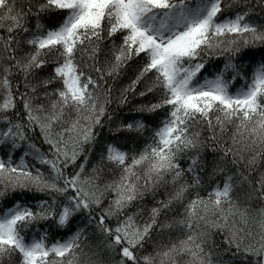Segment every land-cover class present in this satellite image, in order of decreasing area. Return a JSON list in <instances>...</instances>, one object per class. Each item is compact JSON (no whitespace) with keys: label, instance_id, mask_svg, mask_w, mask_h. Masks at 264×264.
Masks as SVG:
<instances>
[{"label":"snow or ice","instance_id":"6c2138e0","mask_svg":"<svg viewBox=\"0 0 264 264\" xmlns=\"http://www.w3.org/2000/svg\"><path fill=\"white\" fill-rule=\"evenodd\" d=\"M257 5L0 0V264H228L205 251L213 233L264 264V171L251 175L264 160ZM105 123L123 143L98 139ZM205 150L219 153L210 171ZM245 150L247 173H233ZM88 235L98 245L86 253Z\"/></svg>","mask_w":264,"mask_h":264},{"label":"trees","instance_id":"16d2710c","mask_svg":"<svg viewBox=\"0 0 264 264\" xmlns=\"http://www.w3.org/2000/svg\"><path fill=\"white\" fill-rule=\"evenodd\" d=\"M250 2L254 5L257 4V0H250ZM241 6L242 5H240V4H233L231 7H229L225 11L224 15L234 14V12L238 11ZM251 15H252V17L256 23H264V9H261L258 5L255 7V9H254L253 13H251ZM43 22L49 27L55 26V24L57 22V18L55 16H52V17L46 18ZM29 23L34 24V21L30 20ZM248 51H249V49L244 50L245 55L247 54ZM217 62L222 65L223 58L222 57L216 58L213 61V63H217ZM247 74L251 75L250 69L247 70ZM131 75H132V69H128L127 74L125 76H122L119 78L118 82L116 83V87L119 88L121 84L127 83L128 82L127 77L131 76ZM229 75H230V73H229ZM236 83H239V81H237ZM142 99L143 98L139 97V96L132 97L130 99L129 104L123 109L124 115H130L128 112V108L131 107L133 102L139 103ZM21 107H22V105H21ZM112 107H115V105H112ZM131 115H135V113H132ZM109 128H110V126L107 123H105L102 128L97 127L94 131L96 133H98V139L106 140L108 142L117 141L119 143H123V139H124L123 136L114 134L112 131L109 130ZM36 132L38 133V129L36 130ZM205 135H208V133L207 132L203 133L202 138ZM33 142L36 143L37 147H41L42 150H44V148L46 147V146L42 145L41 139H35ZM229 143H230V141H229ZM238 147H242V145H240ZM205 152H206L205 159H206L207 164L209 165L208 170L210 171L213 164L219 162L218 161L219 153H216L217 160L214 161L213 154L211 153V151L205 150ZM240 154L243 156V159L239 160L236 165H233L231 163L227 164V167L229 169H231L233 173L237 172V170H239L240 172H246L247 173L248 159H249L251 153L245 150ZM21 155H24V149L23 148L17 150V152L14 154V160H18ZM26 158L31 160L30 156L26 157ZM231 160H232V156L229 155L228 161H231ZM220 166L224 167L225 165L223 163H221ZM87 167L90 168L91 165L89 164V165H87ZM260 171H264V160H260L257 162V164L254 166V168L251 171V175L257 176ZM111 178L112 177L108 173L103 172L100 174V179L97 181V183L100 185H103L106 180H110ZM217 178H219V177H217ZM246 189H247V184L245 183V184L238 185V187L235 191V196H236V198H238L239 202H241V203L245 202ZM146 201L149 205H151V198L150 197H146ZM107 203H108V198H105L104 204L106 205ZM6 206H10V205H8L5 200H0V211H2V209ZM251 206L253 208L259 207V205L256 204L255 202H252ZM130 211H135V209L130 208ZM153 235H155V233ZM173 238H175L174 232H173ZM167 239H168V237H165L163 242H167ZM211 240L214 241L215 245H217V246H214L213 244H207V245H205V251H208L209 248H211V251L213 253L212 258L214 260L218 258L217 254H219V257L222 258L223 260H225L226 262H228V264H246V261L242 258V254H237V256H235V257L232 256V252H235V248H232L231 251H229V252L224 251V248L226 247V245H224L222 243V238L219 235H216L215 233H213V235L211 236ZM97 245H98V238L93 236V235H88V238L83 240V243H82V247L84 248V251L86 253L95 251ZM146 251L152 252L153 249L151 246H148L146 248ZM100 259L106 262L107 256L104 254H101ZM249 259H251V257H249ZM4 264H7L6 260H5ZM179 264H184V258H181L179 260Z\"/></svg>","mask_w":264,"mask_h":264}]
</instances>
